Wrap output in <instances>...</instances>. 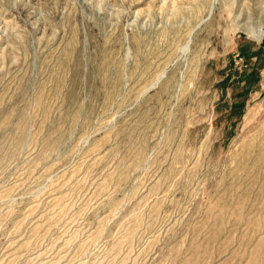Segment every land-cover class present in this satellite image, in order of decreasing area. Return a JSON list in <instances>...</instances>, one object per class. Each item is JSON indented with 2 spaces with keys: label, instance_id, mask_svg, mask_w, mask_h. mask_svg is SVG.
Returning <instances> with one entry per match:
<instances>
[{
  "label": "rangeland",
  "instance_id": "obj_1",
  "mask_svg": "<svg viewBox=\"0 0 264 264\" xmlns=\"http://www.w3.org/2000/svg\"><path fill=\"white\" fill-rule=\"evenodd\" d=\"M0 264H264V0H0Z\"/></svg>",
  "mask_w": 264,
  "mask_h": 264
}]
</instances>
